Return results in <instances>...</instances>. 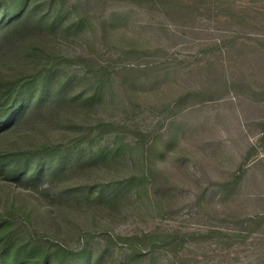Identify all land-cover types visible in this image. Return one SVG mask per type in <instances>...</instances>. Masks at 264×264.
Returning a JSON list of instances; mask_svg holds the SVG:
<instances>
[{
  "label": "rangeland",
  "instance_id": "rangeland-1",
  "mask_svg": "<svg viewBox=\"0 0 264 264\" xmlns=\"http://www.w3.org/2000/svg\"><path fill=\"white\" fill-rule=\"evenodd\" d=\"M10 28L0 76H47L0 132L28 169L0 177V247L69 250L51 264H264V0H28Z\"/></svg>",
  "mask_w": 264,
  "mask_h": 264
},
{
  "label": "trees",
  "instance_id": "trees-1",
  "mask_svg": "<svg viewBox=\"0 0 264 264\" xmlns=\"http://www.w3.org/2000/svg\"><path fill=\"white\" fill-rule=\"evenodd\" d=\"M1 1V0H0ZM15 7L18 9L15 13L3 12L0 14V46L7 38V31L13 27L14 23L21 21V16L27 6L28 0H13ZM15 28L11 29L9 33L14 32ZM46 73H24L22 75L0 76V132L7 130L15 125L20 118L26 113L29 106L34 102L40 103L42 94L35 95L33 93L34 87L38 83H42L46 78ZM261 137V143L264 146V128ZM63 145L53 149V152L61 151ZM50 149V148H49ZM51 151V152H52ZM10 154H0V177L3 180L14 183L22 182L26 176L28 169L20 160L10 161ZM40 169L34 170V177H39ZM241 176L234 175L230 181L224 183L226 188L233 186L239 182ZM9 218L0 216V226L9 223ZM170 235V234H169ZM147 238L151 239V245L155 247H166L174 243L171 237L155 238L152 234H147ZM12 236L3 242L0 247V264H51L52 256L65 253L69 251L66 247L58 248L56 253L51 251L44 245V238L33 236L32 238L17 241H11ZM174 239V237H173ZM66 256V255H65ZM84 258V254H80V259ZM62 264V263H61ZM66 264H87L83 260L78 262H67Z\"/></svg>",
  "mask_w": 264,
  "mask_h": 264
}]
</instances>
